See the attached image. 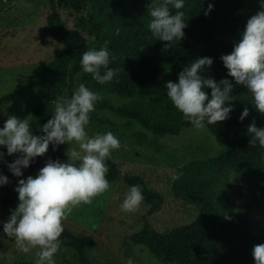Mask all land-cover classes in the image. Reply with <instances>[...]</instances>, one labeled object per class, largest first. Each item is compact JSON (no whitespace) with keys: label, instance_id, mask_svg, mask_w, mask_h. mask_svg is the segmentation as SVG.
Here are the masks:
<instances>
[{"label":"trees","instance_id":"obj_1","mask_svg":"<svg viewBox=\"0 0 264 264\" xmlns=\"http://www.w3.org/2000/svg\"><path fill=\"white\" fill-rule=\"evenodd\" d=\"M48 1L53 8L47 16L48 29L62 46L56 50L48 65L50 83L46 99L30 121L35 135H43L41 126L52 118L53 101L61 97L76 75L81 77L80 83L92 91L105 90L135 99L129 106H117L109 99H100L95 108L108 109L136 121L155 137L179 135L193 127L172 105L167 90L151 97L145 95L146 89L162 72L169 70L173 82H178V75L184 67L198 57L207 56L213 59V63L205 67L202 76L217 82L222 78L232 81V94L236 100L231 102L233 111L230 112V122L206 124L220 147L219 152L186 161L179 166L178 179L171 186L174 198L199 204L207 209V213L200 214L190 224L170 231H158L145 217L143 228L133 233L131 240L147 247L158 257L168 255L175 264H255L252 249L254 245L264 243V236L256 234L242 222L236 206L226 199L224 187L230 173H235L246 178L248 191L255 198H264V148L258 144L255 147L249 145L251 137L247 133V126L253 120L257 127H264V114L254 108L251 93L246 87L236 84L227 75L228 70L220 57L232 52L231 42L235 34L240 28L244 29L247 20L261 10L264 0H184V7L180 11L185 14V36L171 47L165 46L166 42L151 38L147 28L151 19L148 7L153 0H80L86 8H99L102 11V16H96L97 28L91 31L96 41L94 49L99 50L106 45L110 54L109 67L118 70L117 76L106 84H99L91 74L83 73L80 59L82 53L89 50L87 38L79 28H66L55 8L56 0ZM171 11L175 14L176 10ZM101 71L103 74V69ZM204 90L210 98L211 89ZM245 107L249 108V115L241 121L239 117ZM148 139L147 133H141L139 143L143 144ZM48 159L67 162L68 157L62 145L54 150L50 144ZM106 163L109 167L107 179L117 180L121 171L111 159ZM126 181L130 186H141L144 201L152 205L149 214L160 209L163 195L152 188L144 177L127 176ZM16 186H10L2 198V215L5 218L10 216L18 199V193L14 190ZM1 227L2 219L0 230ZM60 240L62 245L78 251L84 264H89L86 253L95 243L92 236L78 235L64 228Z\"/></svg>","mask_w":264,"mask_h":264},{"label":"rangeland","instance_id":"obj_2","mask_svg":"<svg viewBox=\"0 0 264 264\" xmlns=\"http://www.w3.org/2000/svg\"><path fill=\"white\" fill-rule=\"evenodd\" d=\"M55 8L66 28L81 29L87 38L89 50L94 49L96 41L91 31L97 28L96 16H102V11L99 8L90 10L80 0H56ZM52 9L48 0H0V127L11 115L27 118L30 123L46 99L50 83L48 65L56 50L62 46L48 29L47 16ZM242 30L240 28L235 34L231 42L232 50L241 38ZM80 81L81 77L76 75L61 97L70 98ZM168 81L173 82L169 70H166L146 89L145 95L151 97L166 91ZM93 91L117 106H129L135 101L110 91ZM230 119L231 114L221 123L228 124ZM86 131L90 136L111 131L120 140V149L114 150L110 159L117 165L121 175L115 181L109 180L111 188L107 193L96 197L91 204L74 209L64 221V228L94 238V245L86 253L89 264H175L168 255L158 257L147 247L133 243L131 236L143 228L145 217L158 231H170L190 224L200 214L207 213V209L199 204L174 198L171 186L174 181L172 178L179 173V166L186 161L219 152L220 147L214 135L206 126L202 130L191 127L179 135L155 137L136 121L108 109L97 108L90 114ZM141 133L149 135L143 144L139 143ZM61 145L65 152L78 147L75 143ZM0 151L4 152L3 160L0 161V174L7 176L9 181L0 185V263L35 262V250L20 252L14 238L3 232V223L9 217L2 215V198L10 186L17 185L19 179L28 175L35 177L39 169L45 166L49 149L45 155L34 158L29 167L22 169V177L14 176L7 166L18 154L8 155L4 146H0ZM132 175L144 177L152 188L163 195V204L153 214H149L152 205L145 201L135 213L121 211L120 204L131 187L126 178ZM227 182L224 187L226 199L236 206V212L244 224L256 234L264 236V198H255L248 191L246 178L241 175L230 173ZM18 203L17 199L13 210ZM218 238L221 240L219 234ZM54 259L55 264H84L78 251L62 244Z\"/></svg>","mask_w":264,"mask_h":264},{"label":"clouds","instance_id":"obj_3","mask_svg":"<svg viewBox=\"0 0 264 264\" xmlns=\"http://www.w3.org/2000/svg\"><path fill=\"white\" fill-rule=\"evenodd\" d=\"M183 7L184 0H153L148 7L151 19L147 24L151 38L166 42L168 47L181 41L187 27L185 14L180 11ZM211 7L210 4L209 9ZM171 9L176 10L175 14ZM220 59L228 70L227 75L236 84L246 87L251 93L252 105L264 114V3H261V10L247 20L232 52ZM212 63L210 57H198L183 68L178 82L168 81L165 85L172 105L196 130L228 119L233 111L231 102L236 100L231 80L222 78L217 82L202 76L205 67ZM109 64L110 54L106 45L99 50L84 51L80 59L83 73L91 74L99 84L111 82L117 76L118 70ZM205 88L211 89L210 98ZM100 99L102 97L98 93L80 83L70 98L61 97L53 101L52 118L41 126L43 135L33 134L29 120L15 115L9 116L0 127V146L6 147L8 155L18 154L13 162L7 164L16 177L23 176L22 169L29 167L34 158L45 155L50 144L54 150L64 143L78 146L66 152L67 162L48 159L35 177L28 175L19 179L14 189L19 203L3 223V232L14 238L20 252L35 250V264H55L64 221L74 209L91 204L111 188L106 178L109 172L106 161L114 150L120 149L121 142L111 131L92 136L86 131L90 114ZM248 115L249 108L245 107L239 119L243 121ZM247 133L251 137L249 145L255 147L258 144L264 148V127H257L253 120L247 126ZM3 157L4 152L0 151V161ZM8 182V177L0 174V185ZM143 201L141 186L132 185L125 193L120 209L125 213H135ZM252 256L255 264H264V243L254 245Z\"/></svg>","mask_w":264,"mask_h":264}]
</instances>
